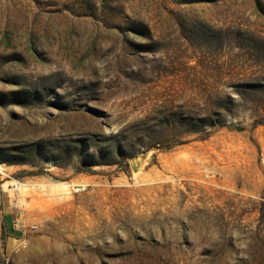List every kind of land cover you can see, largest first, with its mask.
<instances>
[{"label": "rangeland", "instance_id": "obj_1", "mask_svg": "<svg viewBox=\"0 0 264 264\" xmlns=\"http://www.w3.org/2000/svg\"><path fill=\"white\" fill-rule=\"evenodd\" d=\"M0 185V264H264V0H0Z\"/></svg>", "mask_w": 264, "mask_h": 264}, {"label": "crops", "instance_id": "obj_2", "mask_svg": "<svg viewBox=\"0 0 264 264\" xmlns=\"http://www.w3.org/2000/svg\"><path fill=\"white\" fill-rule=\"evenodd\" d=\"M11 192H18V190L13 187L9 189L8 187L7 191L3 185H0V224L4 226L6 233L9 235L17 231L15 216L18 212L17 210L21 208V203L11 198Z\"/></svg>", "mask_w": 264, "mask_h": 264}, {"label": "built area", "instance_id": "obj_3", "mask_svg": "<svg viewBox=\"0 0 264 264\" xmlns=\"http://www.w3.org/2000/svg\"><path fill=\"white\" fill-rule=\"evenodd\" d=\"M15 189H17V185H15V187H14ZM20 229V232H21V234H22V240H20V242H21V247L22 248H25L26 246H27V241H26V231L24 230V229H22V228H19Z\"/></svg>", "mask_w": 264, "mask_h": 264}, {"label": "bare ground", "instance_id": "obj_4", "mask_svg": "<svg viewBox=\"0 0 264 264\" xmlns=\"http://www.w3.org/2000/svg\"><path fill=\"white\" fill-rule=\"evenodd\" d=\"M22 190V188H20ZM27 190V189H26Z\"/></svg>", "mask_w": 264, "mask_h": 264}]
</instances>
